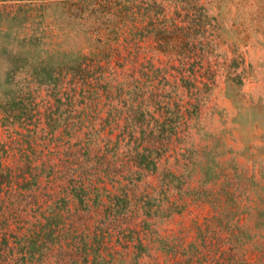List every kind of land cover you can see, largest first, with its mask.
I'll use <instances>...</instances> for the list:
<instances>
[{"label":"rangeland","instance_id":"1","mask_svg":"<svg viewBox=\"0 0 264 264\" xmlns=\"http://www.w3.org/2000/svg\"><path fill=\"white\" fill-rule=\"evenodd\" d=\"M9 3L0 175L29 172L0 182V264H264V0ZM108 115L126 166L88 169L77 124Z\"/></svg>","mask_w":264,"mask_h":264},{"label":"trees","instance_id":"2","mask_svg":"<svg viewBox=\"0 0 264 264\" xmlns=\"http://www.w3.org/2000/svg\"><path fill=\"white\" fill-rule=\"evenodd\" d=\"M9 1L10 0H0V3L1 4L3 3V7L5 8L7 6V4H10ZM12 1H21V0H12ZM35 1L40 2L37 4V6L38 5L44 6V5H46L45 2H47L48 0H35ZM119 58H121V57H119ZM107 65H108V63H107ZM72 106H74V105H71V103H69V111L70 112L71 111L73 112L75 110V109H73ZM138 108L139 107L134 109V113L138 116H143V112L140 111ZM110 109L112 111L113 108L110 107ZM83 110L86 111L85 112L86 115H89L88 112L94 110V107L92 108L88 105L87 107H83ZM108 113L110 114V112H108ZM114 120L115 119L112 117V115H110L107 120H105L104 122H102L100 124L96 123L95 120L91 121V120H87V119L81 120V122H83L82 125L79 123L77 124L78 127L76 128V130L79 128L82 132L79 133L80 137H76V138H81V137L83 138L80 141L81 142L80 144H82V145H81V148L79 149V151L84 149L82 152H84V154L87 153L86 157L93 155V154H95L96 156H99L97 158V161L94 164L92 162L93 160L92 161L87 160V162L89 163L88 169H94L95 165H104L105 163L111 164V166L112 165H122L123 167L126 166L127 160H125L124 158H121L119 155L117 158L115 151L112 152L111 147H101L103 144L108 143L110 141V138H107L108 135H104L103 132L106 131L107 133H109L110 132L109 130L113 131L114 129L121 126L120 122H117ZM143 121H144L143 118H138L137 120L134 121V123H133L134 126L131 123H125V124L127 126L128 125L132 126V128H137V127L141 128L142 125H145L144 123H142ZM104 137H106V141H105ZM111 152H112V154L109 155V153H111ZM106 154H108V156H106ZM150 156H151V154H149L148 152L146 154H139L138 153V155H136V157H140V161H139L140 164L143 163L144 161L146 162V163H144V165L149 163L147 166L143 165L144 167H148V166L156 167L154 160L151 159ZM103 157L106 159H104ZM109 157H112L114 159H109ZM101 158H103V159H101ZM124 160H125V163H124ZM23 172H26V170H23L22 172H13V173H12V171H7V172L2 171L1 175H0V182L5 183V186L8 187V186H10V183H12L13 180H17L21 176V174H23ZM27 172H29V171H27ZM26 173H24L23 175H26ZM25 179L26 178H24V181H25ZM84 183H86V182H82L80 184V186L78 187L79 192L77 191V195L80 197H82V196L86 197L88 195V193L90 192L89 187L91 184H84ZM126 195H127V191H123L122 195L120 197H122L123 200H126L128 198V196H126ZM108 208L110 210L114 209V207L111 205H109ZM121 209H123L122 206H121ZM109 232H111V231H109ZM50 233L51 232L49 231V233L41 234L40 236H41V238H46L47 236L50 238ZM118 240L119 239L117 238V241ZM1 252H4L3 247H1Z\"/></svg>","mask_w":264,"mask_h":264}]
</instances>
